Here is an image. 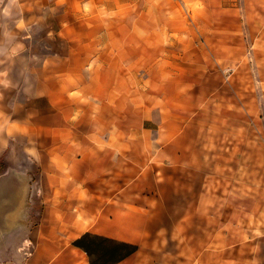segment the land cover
Masks as SVG:
<instances>
[{
    "label": "rangeland",
    "instance_id": "1",
    "mask_svg": "<svg viewBox=\"0 0 264 264\" xmlns=\"http://www.w3.org/2000/svg\"><path fill=\"white\" fill-rule=\"evenodd\" d=\"M13 1L0 264H264L256 0Z\"/></svg>",
    "mask_w": 264,
    "mask_h": 264
},
{
    "label": "crops",
    "instance_id": "2",
    "mask_svg": "<svg viewBox=\"0 0 264 264\" xmlns=\"http://www.w3.org/2000/svg\"><path fill=\"white\" fill-rule=\"evenodd\" d=\"M258 7L256 9V13H255V18L254 20L259 23L262 26V36H261V41L263 42L264 46V0H256ZM10 4V7L14 6L15 1L13 0H1V8L2 7H8ZM246 3H248V0H246ZM261 5V6H260ZM247 12H246V21L248 22V18H249V11H248V4H247ZM7 56H8V40L7 38L4 36V39L2 41V33L0 32V86L1 83L3 81V78L5 76V74L7 72H9V65L6 64L7 63ZM257 57L258 58H262L261 61L258 62L257 65V70L259 71V73H262L260 75L259 78L260 81H262L261 83H264V47L260 50H257ZM247 128L245 129V135H244V127L241 123V136H247ZM7 130L4 131L3 133V137H2V130L0 129V159L3 157V155L5 154V152H7L8 150V140H7ZM242 147V146H241ZM260 164L262 165V167H264V162H260L259 160H256V168L260 169ZM248 162L246 161L245 163L241 161V172H240V176H241V189H243L244 187V177L247 178L248 176ZM2 175H0L1 177ZM247 181V179H246ZM247 184V183H245ZM259 193H257V197L256 199L258 200V196ZM241 197L248 199L249 196L248 194H244V192H241Z\"/></svg>",
    "mask_w": 264,
    "mask_h": 264
}]
</instances>
